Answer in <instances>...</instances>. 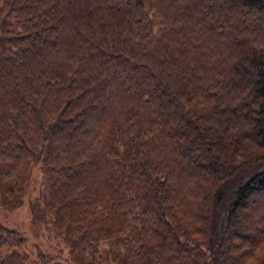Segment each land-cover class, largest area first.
I'll use <instances>...</instances> for the list:
<instances>
[{
	"label": "trees",
	"instance_id": "1",
	"mask_svg": "<svg viewBox=\"0 0 264 264\" xmlns=\"http://www.w3.org/2000/svg\"><path fill=\"white\" fill-rule=\"evenodd\" d=\"M29 188L52 249L0 222V264H264V0H0V204Z\"/></svg>",
	"mask_w": 264,
	"mask_h": 264
},
{
	"label": "rangeland",
	"instance_id": "2",
	"mask_svg": "<svg viewBox=\"0 0 264 264\" xmlns=\"http://www.w3.org/2000/svg\"><path fill=\"white\" fill-rule=\"evenodd\" d=\"M36 178H38V174L36 173ZM28 197H24L23 201L16 205V203H12L13 205H16V207L8 208L2 204H0V222L5 224L6 226L19 229L23 231L28 239L29 243L31 244L32 249H35V246L42 248H50L52 249V243L51 241L53 238L49 234L48 230L45 228L42 224L34 223L32 220L31 215V202L29 201L30 197L34 194H36L35 190H31L29 188L28 190ZM38 194V192H37ZM261 195H258L254 198V201H261L262 200ZM251 205H253V202ZM239 232L243 233L247 229L242 226L239 227ZM64 264H74L70 261L64 260Z\"/></svg>",
	"mask_w": 264,
	"mask_h": 264
}]
</instances>
